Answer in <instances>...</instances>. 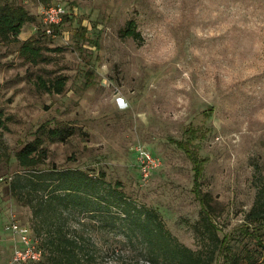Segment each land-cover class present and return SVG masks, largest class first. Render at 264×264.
Instances as JSON below:
<instances>
[{"label": "rangeland", "instance_id": "374dc122", "mask_svg": "<svg viewBox=\"0 0 264 264\" xmlns=\"http://www.w3.org/2000/svg\"><path fill=\"white\" fill-rule=\"evenodd\" d=\"M14 2L33 16L19 41L34 36L47 5L60 3L71 17L40 40L43 60L36 63L18 55V42L0 41V264H10L6 220L30 227L28 208L8 193L18 168L13 152L38 125L62 124L73 133L44 144L43 166L101 172L155 210L178 242L206 252L211 244L193 230L197 167L220 242L211 264H264V221L243 219L256 191L264 192V0ZM126 20L134 21L139 41L119 36ZM61 75L60 93L35 86L37 76ZM134 143L161 160L145 182ZM103 236L93 248L85 240L95 260L84 264H152L139 245L114 248Z\"/></svg>", "mask_w": 264, "mask_h": 264}, {"label": "trees", "instance_id": "16d2710c", "mask_svg": "<svg viewBox=\"0 0 264 264\" xmlns=\"http://www.w3.org/2000/svg\"><path fill=\"white\" fill-rule=\"evenodd\" d=\"M64 20L63 17L49 34L41 25L33 37L19 41L16 36L21 26L33 21V16L14 0H1L0 41L18 42V55L26 62L36 63L43 60L40 40L57 34ZM118 34L140 40L133 20H126ZM36 78L35 86L47 93H60L66 82L62 75ZM2 124L0 119V127ZM72 133L73 128L66 124L38 125L32 138L13 152L18 168L7 179L8 193L28 208L30 228L43 250L41 260L30 264L91 262L95 260V249L86 251L85 240L91 242L93 248L103 235L112 238L114 248L118 243L139 245L137 252L152 264L212 263L220 242L211 220L210 195L198 188L197 167H193L192 180L196 192L200 193V209L193 230L196 238L202 237L211 244L206 252L192 250L178 242L164 227L155 210L126 196L117 182L105 180L101 172L77 166L58 167L52 163L43 166L47 158L44 144L61 142ZM190 158L193 161L195 156ZM261 190L256 191L253 204L244 214L245 221H264V192Z\"/></svg>", "mask_w": 264, "mask_h": 264}, {"label": "built area", "instance_id": "2783aa9c", "mask_svg": "<svg viewBox=\"0 0 264 264\" xmlns=\"http://www.w3.org/2000/svg\"><path fill=\"white\" fill-rule=\"evenodd\" d=\"M66 13L67 11L60 3L43 7L40 21L44 32L51 33L52 27L59 25ZM131 151L134 155L138 175L145 182L151 173L160 167L161 160L140 143H134L131 146ZM2 228L10 239V264H30L41 260L43 250L29 226L10 217Z\"/></svg>", "mask_w": 264, "mask_h": 264}, {"label": "crops", "instance_id": "0c3cea01", "mask_svg": "<svg viewBox=\"0 0 264 264\" xmlns=\"http://www.w3.org/2000/svg\"><path fill=\"white\" fill-rule=\"evenodd\" d=\"M67 14V13H66ZM71 16H65L64 18H65V20L63 21V23L61 24V26H64L65 25V23H67L68 21H69V18H70ZM8 237H9V235H8ZM9 239V238H8ZM9 250H10V239H9Z\"/></svg>", "mask_w": 264, "mask_h": 264}]
</instances>
